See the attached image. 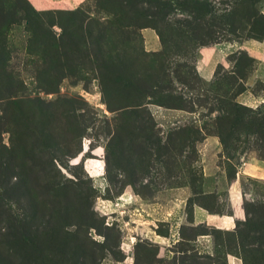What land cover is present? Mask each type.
Segmentation results:
<instances>
[{
	"label": "rangeland",
	"instance_id": "374dc122",
	"mask_svg": "<svg viewBox=\"0 0 264 264\" xmlns=\"http://www.w3.org/2000/svg\"><path fill=\"white\" fill-rule=\"evenodd\" d=\"M239 39L264 40V0H0V264H264V180L239 177L227 231L190 218L264 163V94L238 98L264 65L195 70Z\"/></svg>",
	"mask_w": 264,
	"mask_h": 264
},
{
	"label": "crops",
	"instance_id": "0c3cea01",
	"mask_svg": "<svg viewBox=\"0 0 264 264\" xmlns=\"http://www.w3.org/2000/svg\"><path fill=\"white\" fill-rule=\"evenodd\" d=\"M27 3L36 11H42L50 9L52 7L62 8V2L67 0H26ZM242 52L245 56L251 60L252 64L264 65V40L260 42H255L253 40H242L237 42H231L229 44L217 45L215 48L200 50L197 59L195 70L199 73L202 79L209 78L214 67L220 63H226L224 61L225 57L233 53ZM257 79L263 84V91L252 93L257 85ZM245 89L238 96L239 99L245 101L248 104H254L258 99H262L264 94V75H256V71L247 74L244 81H241ZM203 142L211 146V150L216 149L218 145L217 140L214 137H206ZM221 160L222 166L226 163L231 164L230 160L225 157ZM232 179L229 183L225 182V195H226V207L221 214H210L201 207L193 205L191 207L190 218L191 226L193 228L200 227L205 229H214L218 231H227L230 228L231 222L240 215V210L235 208V205L240 202L241 191L239 187V177L241 175L248 176L251 178L264 180V163L255 160H246L240 162L239 165H233ZM224 170L221 172L220 177L225 178ZM239 204V203H238ZM239 206V205H238ZM225 212H227L225 214ZM184 213L180 216V221H182ZM178 235V232H177ZM154 242L161 247H166V243H170V238L173 237L172 231L167 237H160L155 235ZM196 241L198 244L202 243L205 251L212 246V239L208 233H200L196 236ZM162 243V244H160ZM180 243L179 238L173 240L171 245L176 246Z\"/></svg>",
	"mask_w": 264,
	"mask_h": 264
},
{
	"label": "trees",
	"instance_id": "16d2710c",
	"mask_svg": "<svg viewBox=\"0 0 264 264\" xmlns=\"http://www.w3.org/2000/svg\"><path fill=\"white\" fill-rule=\"evenodd\" d=\"M242 39H239L238 41H241ZM244 40H246V39H244ZM245 55V54H244ZM190 212H191V210H190Z\"/></svg>",
	"mask_w": 264,
	"mask_h": 264
},
{
	"label": "bare ground",
	"instance_id": "6f19581e",
	"mask_svg": "<svg viewBox=\"0 0 264 264\" xmlns=\"http://www.w3.org/2000/svg\"><path fill=\"white\" fill-rule=\"evenodd\" d=\"M96 175V174H95ZM97 176V175H96Z\"/></svg>",
	"mask_w": 264,
	"mask_h": 264
}]
</instances>
